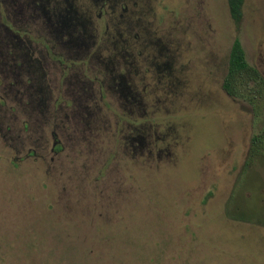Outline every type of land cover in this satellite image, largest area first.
I'll use <instances>...</instances> for the list:
<instances>
[{
	"label": "rangeland",
	"instance_id": "rangeland-1",
	"mask_svg": "<svg viewBox=\"0 0 264 264\" xmlns=\"http://www.w3.org/2000/svg\"><path fill=\"white\" fill-rule=\"evenodd\" d=\"M56 1L0 0V264H264V0Z\"/></svg>",
	"mask_w": 264,
	"mask_h": 264
},
{
	"label": "trees",
	"instance_id": "trees-1",
	"mask_svg": "<svg viewBox=\"0 0 264 264\" xmlns=\"http://www.w3.org/2000/svg\"><path fill=\"white\" fill-rule=\"evenodd\" d=\"M228 12L229 15L233 21L235 30L238 31L241 21L243 19V4L244 0H226ZM247 68V63L244 58V52L241 47L240 41L237 37L234 38V40L231 43L229 56H228V73L227 77L224 81V88L229 91V83L230 80L235 78L237 75H239L242 71L244 72ZM206 198H204L203 201H205ZM35 235L39 237L41 234H18V237L26 241L27 248L32 249V251H39L40 249L44 250L43 247V241L33 239L35 238ZM70 235V234H69ZM21 249L19 248V252ZM36 251V252H37ZM68 253L70 252V248H68ZM72 255H76L75 253H72ZM81 259L77 260V264H80Z\"/></svg>",
	"mask_w": 264,
	"mask_h": 264
},
{
	"label": "flooded vegetation",
	"instance_id": "flooded-vegetation-1",
	"mask_svg": "<svg viewBox=\"0 0 264 264\" xmlns=\"http://www.w3.org/2000/svg\"><path fill=\"white\" fill-rule=\"evenodd\" d=\"M50 3H51V6H50V10H55V9H57V5H58V1H56V0H48ZM76 2L77 1H79V0H75ZM91 1H93L94 3H92ZM98 1H99V3H98ZM107 1H109L110 2V0H107ZM33 3V2H32ZM61 4H64V3H62V2H60ZM81 5L83 6V9H84V11L82 10V13H90L91 14V12L93 11V9H95V8H97L98 9V13L96 12V14L95 15H97V18H98V20L100 19H103V16L105 15V13L103 14V10H104V0H81ZM90 3V4H89ZM65 4H67V6H68V8H64V11H66V12H68V11H75L76 9H79L80 7L78 6V5H76V4H74V0H73V2L72 3H65ZM109 7V6H108ZM108 7H107V9H108ZM124 9V11H126L125 10V8H123ZM89 11V12H88ZM123 15V14H122ZM26 33V35H28V36H30L29 35V33L28 32H25ZM26 40H27V42L29 43L31 40L29 39V38H25ZM44 43V42H43ZM36 44H37V42H36ZM36 44L34 45V46H36ZM43 46H44V48H42V47H39L40 49H39V52H44L43 53V57L45 58V59H49L50 58V60L52 61H55V62H57L58 64H60V65H65L66 63L64 62V60L59 56V55H55L50 49L53 47V45H50V44H48V42H47V44L46 43H44L43 44ZM51 51V52H50ZM53 53V54H52ZM21 66H22V64H21ZM68 67V66H67ZM65 68H66V66H65ZM28 70V69H27ZM67 69H63V72H65ZM11 71V70H10ZM54 143H55V140H54Z\"/></svg>",
	"mask_w": 264,
	"mask_h": 264
}]
</instances>
